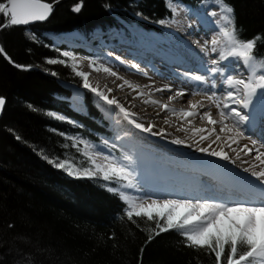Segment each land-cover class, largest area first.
Here are the masks:
<instances>
[{
	"label": "trees",
	"instance_id": "trees-1",
	"mask_svg": "<svg viewBox=\"0 0 264 264\" xmlns=\"http://www.w3.org/2000/svg\"><path fill=\"white\" fill-rule=\"evenodd\" d=\"M166 1L82 0L75 12L81 0H61L43 22L0 29V46L14 61L0 54V95L6 100L0 119V264H215L214 253L187 246L177 230L149 241L141 228L154 224L135 216L136 223L129 221L124 200L109 191L123 182L69 175L49 162L68 157L84 166L80 142L99 145L100 135L110 132L90 99L88 113L75 111L70 92L55 76L30 68L42 64V55L51 57L42 45L49 32L89 36L112 27L162 32L157 23L172 15ZM203 1L211 0L173 3L198 12ZM226 3L240 38L259 37L255 55L264 57V0ZM5 21L0 14V24Z\"/></svg>",
	"mask_w": 264,
	"mask_h": 264
},
{
	"label": "snow or ice",
	"instance_id": "snow-or-ice-1",
	"mask_svg": "<svg viewBox=\"0 0 264 264\" xmlns=\"http://www.w3.org/2000/svg\"><path fill=\"white\" fill-rule=\"evenodd\" d=\"M211 3L219 11H213L210 15L213 17L218 16L219 19L213 21L216 25L215 36L210 42L206 41L203 48L208 49L211 53H216L217 59L209 62L211 67L205 65L203 71L206 75H193L192 73H185L184 75L188 79L198 82L197 88L200 85H208V80L211 78V84L208 85L210 94L205 92V98L217 108L221 120H214L210 109L201 111L205 108L203 101L190 103L192 111L170 108L169 105L161 104L153 99H146L144 103L155 105L168 113L178 115L181 119L200 116L201 119H207L209 124H221L223 126L221 131H232L225 123L228 119H232L237 136L243 137L244 133L240 129L251 117V113L243 110L249 109L254 97L257 95L264 96V57L255 55L256 40L259 37L252 40L240 38L235 25L233 9L226 3V0H211ZM167 5L171 9L173 17L179 14L178 6L173 3V0H167ZM81 6L82 0L81 4L74 6L73 11L79 12ZM52 8V4L46 2V0H6V3L0 2V14L6 17V22L0 24V28L44 21L48 19ZM175 22L174 18L159 21L161 24ZM209 44L211 45L210 49ZM0 54H3L10 63H14L11 57L7 56L2 46H0ZM62 56L67 57L68 60L49 59L47 63H59L69 66L75 75L82 78L84 88L90 89L98 99L104 101L107 105L115 106V109H118L117 115H122L136 129L152 135H166L163 129L154 132V124L145 127L143 123L137 122L133 118L136 115L135 113H130L115 97L109 99L104 90L90 84V74L78 70L79 61L76 56L68 52H63ZM69 61H71L70 64ZM224 61H227V63L221 66ZM15 66L17 68L24 67L19 64H15ZM91 66L95 71L103 70L106 73H111L109 68L96 65L95 62ZM52 74L56 75V73ZM111 75L115 76L116 73H111ZM217 76L221 81L220 85L216 83ZM127 83L125 81V84ZM118 87L123 88L124 84L118 85ZM129 87H132V85H129ZM218 87L220 88L219 94L216 91ZM133 90L135 91V88ZM165 90L171 91V86L166 85L155 89L157 92ZM107 92H111V89H108ZM192 94L196 95L198 92L194 91ZM138 95L143 96L144 93H138ZM184 95H186V91L179 89L169 99H177ZM4 104L5 99L0 97V109L3 108ZM57 118L64 119L63 117ZM178 130L187 131L186 129ZM194 132L200 134V140H207L213 135L215 129L213 128L211 132L207 129L194 130ZM248 138L250 139V137ZM220 139L221 137L216 135L212 143H216ZM223 142L233 152H236L237 159H240V153L232 147L233 144L239 146V139L230 136ZM81 143L84 144L83 156L87 166H77L71 158L63 160L56 158L49 160V162L55 167L65 170L69 175L88 178L99 175L105 181L124 182L122 185L124 188L136 187L134 173L128 165L110 156H105L106 163H101L96 159L99 154L92 151L94 146L87 141H81ZM172 143L181 145L185 141L176 138L172 140ZM197 144H199V141H197ZM257 144V141L252 140V147L243 145L240 147V151L244 152L245 155L255 151L257 153L255 160L260 161V164H264V160H261V157H264V151H260L261 148H264V144L259 145V147H257ZM210 149L211 144L207 148L198 147L197 151L208 153L224 161L231 160L233 164L235 163V160H232L223 148L211 151ZM45 159L48 158L45 157ZM244 163H248V161H244ZM257 167L259 165L252 164L243 169V171L250 173V176L254 177L256 181V183L249 186L248 195L243 199L205 197L195 200L191 198L165 199L161 202L150 197H130L116 187L109 188V191L117 193L124 200L126 204L124 212L129 221L136 223L133 219L135 216L144 218L145 223L151 222L154 224V227L141 228V230L148 232L149 241L162 232L177 230L185 238L187 246L206 249L210 254L214 253L215 264H264V169L257 171L255 170ZM137 227L141 226L137 224ZM225 253L227 254L225 255ZM222 257L223 261L221 260Z\"/></svg>",
	"mask_w": 264,
	"mask_h": 264
},
{
	"label": "bare ground",
	"instance_id": "bare-ground-1",
	"mask_svg": "<svg viewBox=\"0 0 264 264\" xmlns=\"http://www.w3.org/2000/svg\"><path fill=\"white\" fill-rule=\"evenodd\" d=\"M192 24L202 28V33L212 28L207 22L203 21L200 22L197 20L196 23L193 22ZM182 28L184 31H181L182 33L179 34L183 36L177 37V40L178 38H183L191 44V46H187L185 50H178L177 46L168 44L169 42L163 44L157 40H154V43H145L148 42V40H146L142 45H132L133 42L123 38L120 41L113 40L117 43L116 54L114 57L108 55L110 58L107 57L108 60L99 65H105L106 62H110V59L113 57L115 63L108 64V66L104 67L109 68L111 73H116V75L114 76L111 75V73L104 72L102 75H95L89 78L90 84L98 86L100 90H104L109 99L115 97L130 113H135L136 115L133 118L136 119L137 122L143 123L145 127L154 124V132L160 129L165 131L166 135L164 136L152 135L145 132V137L150 136L149 150L151 148L156 150L157 147H163L164 149L174 151L176 155L179 151L184 152V159L179 158V160H177L173 158L169 160V162L165 161L162 165H159L162 163L161 159H153L151 155H153V157H156V155L153 151L149 152V156L153 160L152 163H149V173H145V176L135 181L136 187L130 190L129 196L150 197L151 199H156L161 202L165 199L191 198L195 200L205 197L217 199H243L248 195L247 190L249 186L256 183V181L254 177L250 176V173L243 171L242 168H248L250 165L256 164L259 165V167L255 170L259 171L264 169V164H260V161L255 160L254 154H257L255 151L248 155L240 151V147L243 145L252 147V143L247 137H251L252 140L257 141V147L264 144V119H262V117H264V96L257 95L254 97L249 109L243 110L247 113H251L250 120L245 122L240 129L245 133L243 137L235 135L237 132L234 130V121L232 119H228V125L233 126L234 129L232 131H221L223 127L221 124H209L207 119H201L200 116L181 119L178 115H169L168 112L155 105L144 103L146 99H153L159 101L161 104L169 105L170 108L179 105L183 110L192 111L193 109L190 108V103L203 101L205 108L201 109V111L208 109L211 110V113L218 111L212 102L205 98V94H200L197 91L199 88H201L203 92L207 91L205 89L209 88L208 85L211 84V78L208 80V85H200L199 88H197L198 82L190 80L184 75L188 71L193 75H206L203 71L204 67L200 65V63L205 62L206 57L205 53L199 51L200 48L196 44L204 42V40L199 39L195 41L187 38L188 32L189 34H193L194 31L191 30L190 26H183ZM196 36L198 37V35ZM189 49L192 50V53L196 52V56L192 55ZM199 53L201 56H199ZM135 58L142 62L137 61ZM146 61L150 64H145L144 62ZM139 63L141 65L144 64L147 68H149L150 65L152 67L151 73L138 66ZM225 63H227V61L222 62L221 65ZM176 72H178L180 76L177 77ZM125 81L128 83L125 84ZM121 84H124L123 88L118 87V85ZM111 85H114L115 88L111 89ZM129 85H132V87H129ZM166 85L171 86V91H155V89ZM133 88H135V91ZM108 89H111V92H107ZM179 89H184L186 95L173 100L168 98L166 101V99H163V96L170 97ZM194 91L198 92V94L193 95L192 93ZM216 91L219 94L220 88L218 87ZM138 93H144V95L139 96ZM180 103H185V105L182 106ZM152 109L156 111L151 112ZM189 121L191 122L189 123ZM126 128L132 130V124L128 122ZM213 128L215 132L207 140H200V134H195L194 132V130L199 129H207L211 132ZM178 129H186L187 131ZM128 130H126V133ZM134 131L138 133L136 130ZM216 135H219L221 139L217 140L216 143H212ZM230 136L239 139V146L233 144L232 147L236 148L237 152L240 153V159H237L236 152H233L232 149L228 148L223 142ZM176 138L184 140L185 143L181 145L172 143V140ZM197 141H199V144H197ZM210 144V151L223 148L232 160L240 164L239 168L233 166L227 169L229 166L227 164H233L231 160L225 161L226 164H223L221 162L212 161V159L209 158L207 160L208 163H196L192 158L197 154V148H207ZM260 151H264V148H261ZM161 154L169 156L167 152H161ZM205 154H207L206 157L211 156L208 153ZM214 159L219 158L214 157ZM261 160H264V157H261ZM244 161H248V163H244ZM202 164L210 166L208 168L202 167Z\"/></svg>",
	"mask_w": 264,
	"mask_h": 264
},
{
	"label": "rangeland",
	"instance_id": "rangeland-1",
	"mask_svg": "<svg viewBox=\"0 0 264 264\" xmlns=\"http://www.w3.org/2000/svg\"><path fill=\"white\" fill-rule=\"evenodd\" d=\"M0 2H6V0H0ZM167 3V1H166ZM175 4V3H174ZM177 5V4H175ZM168 6V5H167ZM178 6V12L179 14L173 17V13L171 11V17L169 19H163V20H172L173 18L176 19L175 23H168V24H161L157 23V27L162 32H156L154 30H144V31H138V30H125V29H119L117 27L108 28L107 30H100L96 29L91 32V34L87 38H83V35L75 30L66 31V32H49L45 35L47 36V42L43 43V47H46L48 51L51 54V57H45L41 56V65H32L30 68L37 69L38 71H42V73L47 74L49 76H55L57 78L58 83L60 86L66 89L67 93L70 92L69 97V106L70 108L74 109L75 111L81 112L83 114L88 113V103L87 100L90 99L93 106L96 108L97 113L101 116V121L103 124L107 127V130L110 132L109 136L100 135V141L101 143L99 145L97 144H91L94 146L92 151L94 153H98L99 155L96 156V159L101 163H106L104 160L105 156H110L115 158L116 160L126 164L129 166L130 170L134 173V182L138 180V178H141L149 173V163H152V159L149 156V152H154L156 157H151L153 159H161V162L159 165H162L165 163V161H168L176 158L179 160V158L184 159V152H180L176 155L174 151H171L170 149H164L163 147H157L156 150H153L152 148L149 150V139L150 136L145 137V132L141 131L140 129H136L134 125H132V130H128L126 126L128 125V120H125L122 115H117L118 109H115V106L107 105L104 101L98 99L94 93L91 92L90 89H86L83 87L82 78L75 75V73L72 71V69L69 66H65L64 64H49L47 61L49 59H64L68 60L67 57L62 56L63 52L71 53L72 55L76 56L79 61L78 70L84 71L85 73H89V78L93 77L95 75H102L104 74L103 70L95 71L93 67L91 66L93 62H95L96 65L103 64L104 61L108 60L107 57L113 56L116 54V47L117 43L114 41H120L122 38L126 39L127 41L133 42L132 45H142L143 42L148 40L149 43H154V40H157L160 43L171 44L173 46H177L178 50H185V48L188 46L190 47L191 44L183 38H178L183 36L181 31H184L182 28L183 26H190L191 30L194 31L193 34L187 35V38L193 39V40H199L203 39L204 42L196 43L200 50L203 53H205L206 60L205 62L200 63L202 67H205L207 65L208 67H211V64L209 63L211 60L217 59L216 53H211L208 49H204L203 46L206 41H211V39L216 34V25L214 24V20L219 19V17H213L210 15L211 12L216 11L218 12L219 9L215 7L211 1H203L199 5V15L194 16L188 10L187 8H183L179 5ZM169 8V7H168ZM170 9V8H169ZM171 10V9H170ZM198 18V19H197ZM6 19V17H5ZM198 21L207 22L208 25L212 26L211 29L205 31L202 33V28H199L198 26L192 24L193 22L196 23ZM6 22V21H5ZM2 29V28H1ZM106 30V31H105ZM186 32V31H185ZM159 33V34H158ZM27 36L30 38L32 34L27 30L26 31ZM198 35V37L196 36ZM176 36V37H175ZM186 38V39H187ZM151 39V40H150ZM114 40V41H113ZM157 42V43H158ZM172 42V43H171ZM40 43V41L38 42ZM175 43V44H174ZM187 44V45H186ZM62 47H65L62 49ZM211 45L209 44V49ZM80 48H83L84 51L82 52L79 50ZM190 50V49H189ZM191 54L196 56V52L192 53V50H190ZM109 55V56H108ZM199 56L201 54L199 53ZM110 59V62H106L105 65L102 66H108V64L115 63L114 60ZM110 58V57H109ZM137 59V58H135ZM137 61H141L138 60ZM142 62V61H141ZM71 61H69V64ZM135 63V62H134ZM145 64H150L148 61L144 62ZM140 64V63H139ZM138 66L146 69L151 73L152 67L149 65V68L147 66L145 67L144 64H140ZM223 66V65H221ZM176 70V69H175ZM174 70V71H175ZM52 73H56V75H53ZM176 76H180L178 72H176ZM189 73V71L187 72ZM72 79V80H70ZM179 79V78H178ZM168 81V80H167ZM217 85L221 84V81L219 77L216 78ZM115 86L111 85V89H114ZM205 89V88H203ZM210 94L209 88L205 89ZM197 91L200 94H205L201 90V88L197 89ZM69 94V93H68ZM67 99V97H65ZM168 96H163V99H168ZM169 103V102H168ZM180 105L184 106L185 103H180ZM177 110H181L180 106L173 107ZM156 111L155 109H152L151 112ZM217 111V110H216ZM53 118L57 117H63L60 113L57 112H50ZM212 118L214 120L220 121L221 117L217 112H213ZM169 115H173L169 113ZM58 119V118H57ZM228 120L225 121L227 124V127L229 129H234L233 126L228 125ZM245 124V123H244ZM109 125V126H108ZM255 125V124H254ZM222 126V125H221ZM125 128V129H123ZM126 130L127 133H126ZM134 130H136L138 133H136ZM236 130V128L234 129ZM242 131V130H241ZM244 133V131H243ZM245 134V133H244ZM143 135V136H142ZM237 135V133H235ZM248 136V135H247ZM138 137V138H137ZM248 138V137H247ZM249 139V138H248ZM73 140L78 142L77 137H73ZM252 143V138L249 139ZM107 142V143H105ZM81 154L83 155V149L84 144L81 143ZM153 144V143H152ZM155 145V144H154ZM187 147V145H186ZM161 152H167L168 155H162ZM151 154V153H150ZM207 154L197 151V154L194 155V161L196 163H208V159L211 158L212 161L221 162L223 164H226L224 160L221 159H214L213 156L206 157ZM257 155V154H256ZM254 154V156H256ZM46 156V155H45ZM176 156V157H175ZM48 158V157H47ZM68 158V157H66ZM49 159V158H48ZM151 160V161H150ZM74 161V160H73ZM85 161V160H84ZM77 166H82V163L80 161H74ZM86 162V161H85ZM147 165V168L145 167ZM229 165L227 169L240 166L238 162H235L234 164H227ZM87 166V163L86 165ZM202 167H209L210 165H201ZM244 169V168H242ZM68 173V172H67ZM146 173V174H145ZM69 174V173H68ZM99 176V175H97ZM101 177V176H100ZM124 183V182H123ZM136 183V182H135ZM120 191L125 192L127 195L130 194V190L133 188H124L123 186L119 188ZM137 189V188H136ZM138 191V190H137ZM139 194V192H138Z\"/></svg>",
	"mask_w": 264,
	"mask_h": 264
},
{
	"label": "water",
	"instance_id": "water-1",
	"mask_svg": "<svg viewBox=\"0 0 264 264\" xmlns=\"http://www.w3.org/2000/svg\"><path fill=\"white\" fill-rule=\"evenodd\" d=\"M59 1H61V0H53V1H46V2L52 4V6H53L52 11H53L55 5H56ZM5 3H6V2H5ZM51 13H52V12H51ZM49 16H50V15H49ZM44 21H45V20H44ZM36 22H43V21H36ZM36 22H31V23H29L28 25L33 24V23H36ZM28 25H19V26L26 27V26H28ZM0 29H1V28H0ZM0 97H3V96L0 95ZM3 98H4V97H3ZM4 99H5V98H4ZM5 102H6V100H5ZM4 106H5V104H4ZM4 106H3L2 109H0V119H1L2 114H3V111H4Z\"/></svg>",
	"mask_w": 264,
	"mask_h": 264
}]
</instances>
